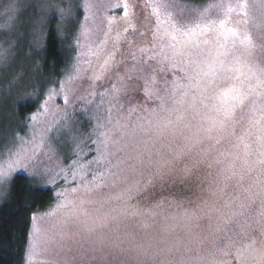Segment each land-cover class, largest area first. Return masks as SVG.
Returning a JSON list of instances; mask_svg holds the SVG:
<instances>
[{"label": "snow or ice", "instance_id": "obj_1", "mask_svg": "<svg viewBox=\"0 0 264 264\" xmlns=\"http://www.w3.org/2000/svg\"><path fill=\"white\" fill-rule=\"evenodd\" d=\"M137 7L130 0H39L26 15L21 0L0 6V29L31 28L41 56L45 26L59 21L57 39L72 59L42 87L23 69L6 82L0 72V98L16 104L23 96L20 105L32 108L15 128L0 130V193L23 170L55 197L46 211L30 215L25 264H105L128 254L137 264H264V0H220L210 5L222 11L218 19L209 8L181 15L186 5L179 0H144L150 11L138 34L151 33L144 44L129 35ZM233 13L239 19L229 26ZM6 43L0 42V69L32 58ZM41 68L37 61L31 71ZM136 91L145 103H131ZM73 99L81 102L79 116ZM201 167L215 170L208 198L185 208L182 221L174 216L165 235L136 242L119 234L121 217L154 215L166 202L157 199L145 212L133 200L154 195L158 185L200 181ZM119 184L126 186L114 196L94 198ZM205 219L210 240L168 238ZM112 225L115 234L105 232ZM205 240L210 248L201 251ZM193 243L201 246L195 256L188 255Z\"/></svg>", "mask_w": 264, "mask_h": 264}, {"label": "rangeland", "instance_id": "obj_2", "mask_svg": "<svg viewBox=\"0 0 264 264\" xmlns=\"http://www.w3.org/2000/svg\"><path fill=\"white\" fill-rule=\"evenodd\" d=\"M103 2V0H102ZM131 3H135L138 5L136 8V15L134 18V28L129 29V35H132L135 32L134 39L137 44H144L150 41L151 39V33L147 32V34L144 37H141L138 33L139 31H145V16L148 14V11L144 9V0H130ZM180 3H183L186 5V9L184 13H181V15L187 16L188 9H199L203 10L204 8H209V16L212 19H218L223 18V14L221 10H218L216 8L210 7V5L219 3L220 0H179ZM5 0H0V6H4ZM39 0H21V8L22 10H26V15H32L34 12H36L38 8ZM174 12H178V10H173ZM162 13V20L165 18L163 10H161ZM110 14H115L117 16L122 15V12L120 10H114ZM154 17L152 18L154 23ZM239 17L233 13L232 14V22H230L229 26H235V21L238 20ZM53 23L56 25L60 23L57 20H53ZM47 26H45L44 31L46 32ZM119 27L121 29L124 28L123 22L120 23ZM12 40L15 42L16 50L18 53L20 52H32V58H28L25 56H21L20 59L16 62L14 67H9L7 69H0V72H4V81L6 82L7 79L11 78V75L17 71H20L23 69L26 74L28 75V78L30 81L36 83L37 87H42L45 81V77H41L40 74L32 73L31 69L33 68L34 64L38 61L40 64V55L36 53L35 48V42L36 37L33 34V31L31 28H18L16 31L9 32L6 29H0V42L5 43V46L7 47V41ZM68 43L65 41V44ZM123 47V45H122ZM64 54L66 55V66L64 70L70 67L72 63L71 54L67 51H64ZM37 55V57H36ZM36 57V58H34ZM41 72V70H40ZM61 77V76H60ZM58 77V78H60ZM171 77V74H169V78ZM139 84L140 82H136ZM81 91H84V89H81ZM26 99V97H19L16 104H13L9 97L6 95L3 98H0V130L3 129H9V128H15L22 120H20L17 115L16 111L17 108L20 106L19 100ZM125 104V113L126 109L129 103V98L124 97L122 98ZM57 104H61V101L57 99L55 101ZM72 103L77 106V115L79 116V105L80 101L73 99ZM131 103H145L144 97L140 91H136L133 93V98L131 99ZM25 104V103H24ZM147 105L149 107L152 106V102H147ZM62 106V104H61ZM137 114H133L132 120L134 121L136 119ZM21 135L23 133L21 132ZM160 143L168 144L167 140L158 142L156 147L159 148ZM181 141L177 139V141L171 145L173 149H175ZM165 152L168 151V148L165 147ZM191 158H186V160L183 163H191ZM182 166V164L180 165ZM102 170V169H101ZM212 173L210 176L209 173ZM17 173H25V171L21 170ZM28 175V174H27ZM199 175L201 177L200 181H197L196 179H191L187 183H181L179 181L171 184H166L161 188L159 185L153 190L154 195L149 196H141L137 199L133 200L132 203L137 205L140 209L147 210L152 209V205L156 202L157 199H165V205L163 208L159 209H152V212L155 214H146L144 216H129V217H121L118 229L119 234L121 236H124L125 233L131 234L132 237L135 238L136 242H143L145 237H152L159 239L161 236L165 235L164 229L166 227H170L176 221H174L172 218L175 216L177 219L182 221L183 211L185 208L187 209H193L197 205L201 204V201L205 198H208L209 193L207 192V188L209 186V181L212 179V177L215 175L214 169H207L205 167H201L199 170ZM91 177H89L90 179ZM32 182L35 185L41 186V182L34 177H30ZM63 183V182H61ZM126 185L119 184L116 188L113 189H104L102 193L98 194L94 198L96 199H103L104 197H110L114 196L117 192L122 190ZM42 187H48L50 186H42ZM58 190V189H57ZM10 193V187L6 190H4L2 193H0V204H2L9 196ZM55 201H52L50 205H52ZM113 204H118V201L113 200ZM182 205V206H177ZM47 207L44 210H39L37 212H44L48 209ZM147 224L148 227H145L144 225ZM192 228L191 231L184 229L183 227H177L174 232L170 233L168 238L171 241H177L180 240L184 244H187L188 241L195 237L196 234H199V236L203 239L204 237H209V228H208V221L201 220L199 222V227L195 226V222H192ZM50 222L45 225V227H50ZM112 231L109 232V229H105V232H108L109 234H115V228L116 225L110 226ZM257 239H260L259 235L257 234ZM210 240V237H209ZM209 240H205V243L203 247L199 244H191L190 247L193 249L192 252L188 253V255L195 256L197 255L196 249L201 248V251H204L206 249L210 248ZM181 251H184V248L181 249ZM134 254H128V255H122L118 257L117 259H111L109 258L108 261H105V264H137V262L133 259ZM179 254H177L178 258ZM49 258H52L51 256ZM77 264H79V260H77ZM90 264H100L99 261H90ZM147 264H151V262H147Z\"/></svg>", "mask_w": 264, "mask_h": 264}, {"label": "trees", "instance_id": "obj_3", "mask_svg": "<svg viewBox=\"0 0 264 264\" xmlns=\"http://www.w3.org/2000/svg\"><path fill=\"white\" fill-rule=\"evenodd\" d=\"M55 27L53 22L48 24L47 50L39 57L42 68L38 73L45 78L49 74L60 77L66 66V55L57 39ZM31 110V104L25 103L17 108L16 115L23 121ZM53 200L52 188L35 185L25 173L16 174L8 198L0 204V264H25L30 215L46 209Z\"/></svg>", "mask_w": 264, "mask_h": 264}]
</instances>
